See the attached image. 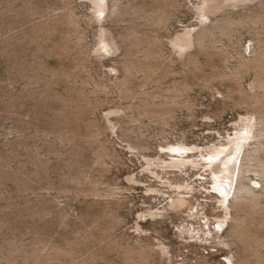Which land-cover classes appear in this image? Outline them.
Returning <instances> with one entry per match:
<instances>
[{"label": "rangeland", "instance_id": "obj_1", "mask_svg": "<svg viewBox=\"0 0 264 264\" xmlns=\"http://www.w3.org/2000/svg\"><path fill=\"white\" fill-rule=\"evenodd\" d=\"M195 1L0 0V264H264L192 163L264 121V0Z\"/></svg>", "mask_w": 264, "mask_h": 264}, {"label": "bare ground", "instance_id": "obj_2", "mask_svg": "<svg viewBox=\"0 0 264 264\" xmlns=\"http://www.w3.org/2000/svg\"><path fill=\"white\" fill-rule=\"evenodd\" d=\"M225 1L220 0V2ZM208 2V0H200V2L197 3L200 5L198 6V10L204 12ZM177 43L183 46L192 44L190 37H180L177 39ZM244 119L245 118H241L240 121L238 120L237 126L234 124L233 131L235 133L226 143L221 142L215 144L213 148L201 152L200 159H196V161L192 162L198 165L203 164L208 168L211 182L216 185L213 187H215L214 189H216L220 195L218 204L224 209L222 211L225 212L234 207L248 208L253 213L264 211L260 204V196L263 195L264 192L258 194L255 188H253L254 184L253 187L250 186L251 182H254L255 185L258 183L264 190V121L258 123L255 114H252V117L248 120ZM258 126H260V128H258ZM250 146H253V148L249 151L248 147ZM245 150L248 152V155L244 157V153H246ZM187 163L190 162H183L177 158H173V161L169 162L166 167L182 169ZM253 172L258 173V182L250 178V173ZM234 182L236 183L235 188L229 199L230 193L228 190L232 188ZM219 185L220 187H224L223 185H225L226 188L217 187ZM178 203L182 204L183 200H178ZM225 221L226 218L222 216L216 217L215 220L219 227L225 223ZM237 221V223L241 225L238 218ZM235 233H237V231H235Z\"/></svg>", "mask_w": 264, "mask_h": 264}]
</instances>
